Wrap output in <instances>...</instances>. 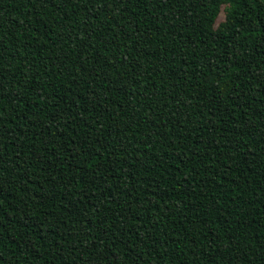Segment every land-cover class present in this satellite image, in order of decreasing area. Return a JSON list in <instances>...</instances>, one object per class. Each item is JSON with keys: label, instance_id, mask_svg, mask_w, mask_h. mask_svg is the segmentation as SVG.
<instances>
[{"label": "trees", "instance_id": "16d2710c", "mask_svg": "<svg viewBox=\"0 0 264 264\" xmlns=\"http://www.w3.org/2000/svg\"><path fill=\"white\" fill-rule=\"evenodd\" d=\"M0 264H264V0H0Z\"/></svg>", "mask_w": 264, "mask_h": 264}, {"label": "rangeland", "instance_id": "374dc122", "mask_svg": "<svg viewBox=\"0 0 264 264\" xmlns=\"http://www.w3.org/2000/svg\"><path fill=\"white\" fill-rule=\"evenodd\" d=\"M223 18H224V13H223V12H221V14H220V16H219V18H218V21H221V20H223Z\"/></svg>", "mask_w": 264, "mask_h": 264}]
</instances>
